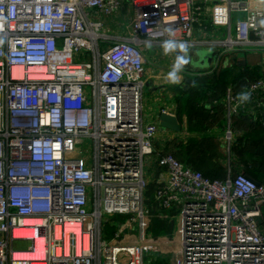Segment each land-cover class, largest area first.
Listing matches in <instances>:
<instances>
[{
  "label": "built area",
  "instance_id": "built-area-1",
  "mask_svg": "<svg viewBox=\"0 0 264 264\" xmlns=\"http://www.w3.org/2000/svg\"><path fill=\"white\" fill-rule=\"evenodd\" d=\"M199 12L196 0H0V264H264V184L160 153L159 126L143 119L145 47L204 44ZM210 22L227 29L210 43L219 61L264 52V7L221 0ZM255 73L222 100L229 154L237 119L264 121V59ZM152 157L166 181L146 179ZM156 215L175 224V246L156 250Z\"/></svg>",
  "mask_w": 264,
  "mask_h": 264
},
{
  "label": "crops",
  "instance_id": "crops-1",
  "mask_svg": "<svg viewBox=\"0 0 264 264\" xmlns=\"http://www.w3.org/2000/svg\"><path fill=\"white\" fill-rule=\"evenodd\" d=\"M196 1L197 6L200 8L198 14L200 23L196 25L194 38L196 42H203L204 44L198 45L195 49L187 50L189 63L183 66L182 71L179 73V83L172 84L167 80V75L175 63L176 56L183 55V53H179V50H177L165 55L160 45L147 47V52L149 53L146 54L150 58V63L147 61L146 65L154 64V66L146 69L144 75L145 86L150 95H143V119L144 122L157 123L159 126V133L154 142V147L157 151L162 154L174 155L182 163H187L208 178L225 180L229 176V171L235 175L238 168L241 167L239 157L233 151L234 146H232V152L229 154L228 144L224 139L225 131L228 129L226 109L223 106H217L216 108L211 105L209 106L211 114L209 116L206 113L208 109L204 111L196 107L197 99L192 96L190 89L193 88L191 86L197 83L198 80L210 78L216 69L231 66V61L234 58L239 61H245V66L249 72H255L256 67L263 58L262 56L247 55V52H238L244 53L245 58H238L234 56L235 54L224 55L219 61V53L222 47L210 45V43L223 41L226 37L227 29L212 26L210 18L212 7L221 0ZM232 1L245 4L252 10L264 7V0ZM132 13V9L127 5L123 12L117 16V29L123 31L125 36L131 23ZM244 16L243 13H234L232 14V22L234 23ZM203 53H210V59H205L203 62L201 58ZM227 58L229 59L228 63ZM200 63L202 64L198 66ZM157 65L159 67H156ZM203 68L205 71H199ZM220 104L223 105V101ZM162 112L178 118L182 125L181 132H172L160 126L159 116ZM217 119L219 120L218 124L216 123ZM233 128L242 130L243 124L238 123L236 120ZM238 141L239 139L235 145ZM150 161L151 158L147 161L149 162V168L154 166L155 163V161ZM152 169L153 179L149 178L154 181H149L150 183L154 184L159 179L166 181L168 176L165 172L157 170L155 166ZM262 224H264V213ZM147 233L152 242L157 245L156 250L158 245L169 244L170 246H175L178 242L175 224L162 215H156L152 218ZM155 264L162 263L155 262Z\"/></svg>",
  "mask_w": 264,
  "mask_h": 264
},
{
  "label": "trees",
  "instance_id": "trees-1",
  "mask_svg": "<svg viewBox=\"0 0 264 264\" xmlns=\"http://www.w3.org/2000/svg\"><path fill=\"white\" fill-rule=\"evenodd\" d=\"M256 77L255 72L247 71L246 66L240 65V61L236 58L231 61V66L216 69L210 78L198 80L191 86L193 88L190 89V92L197 99L196 107L204 111L208 109L206 113L210 116L209 106L213 105L216 108L223 106L220 103L230 86L242 87L248 80H253ZM239 121L243 124L244 135L234 145L233 151L239 157L243 173L253 181L264 184V124L250 123L249 125L248 121L244 119ZM239 121L238 123H240ZM153 191L154 187L151 186L149 196ZM119 220L124 221L125 217ZM262 227L264 230V224ZM114 231L115 228L106 227L107 235H111Z\"/></svg>",
  "mask_w": 264,
  "mask_h": 264
},
{
  "label": "clouds",
  "instance_id": "clouds-1",
  "mask_svg": "<svg viewBox=\"0 0 264 264\" xmlns=\"http://www.w3.org/2000/svg\"><path fill=\"white\" fill-rule=\"evenodd\" d=\"M162 48L165 55L177 50H179L180 53H183V55L176 56L175 63L173 64L172 69L167 75V80L169 82H171L172 84H177L180 82L179 73L182 71L183 66L189 63V59L187 57L188 45L182 42H177L175 39H168L164 41V43L162 44ZM238 98L241 101H247L250 99V94L242 93Z\"/></svg>",
  "mask_w": 264,
  "mask_h": 264
},
{
  "label": "rangeland",
  "instance_id": "rangeland-1",
  "mask_svg": "<svg viewBox=\"0 0 264 264\" xmlns=\"http://www.w3.org/2000/svg\"><path fill=\"white\" fill-rule=\"evenodd\" d=\"M131 19V18H130ZM148 46H152V45H147L146 47H145V50H144V54H145V57H146V60L150 63V58L147 56V54L146 53H149V52H147V47ZM262 50H264V49H262ZM146 51V52H145ZM224 51H223V49L221 48V51H220V53L222 54ZM180 53V52H179ZM252 53H248L247 55H251ZM261 54V56H262V58L264 59V52H261L260 53ZM245 54L244 53H237V54H235L234 56H236V57H238V58H245V56H244ZM261 58V59H262ZM236 59V58H235ZM229 62V59L227 58V63ZM152 66H154V64H150V65H146V67H145V69H148V68H151ZM156 67H159V65H157ZM199 71H205V69L203 68V69H200ZM143 94H144V96L147 94L148 96L150 95L149 94V91H148V89L146 88V86L144 87V92H143ZM143 96V97H144ZM221 114H222V112H221ZM248 119H246V121H247ZM218 119L216 120V123L218 124ZM237 121H239V119H237ZM240 122V121H239ZM145 123H147V122H145ZM241 123V122H240ZM250 123H252V121L250 122V121H248V124L250 125ZM263 124H264V121H263ZM242 130H243V128H242ZM244 131V130H243ZM89 144L90 143H88V148H89ZM151 161H156V159L154 158V157H152L151 158ZM150 161V162H151ZM148 164H149V162H147L146 163V167H145V169H144V172H145V177H146V179L148 180V181H150V182H153L154 180H151V178L153 179V169H152V167H154V166H151V168H149L148 167ZM149 177H151V178H149ZM16 247H17V249H25V247L26 246H24V245H22V244H17L16 245Z\"/></svg>",
  "mask_w": 264,
  "mask_h": 264
},
{
  "label": "water",
  "instance_id": "water-1",
  "mask_svg": "<svg viewBox=\"0 0 264 264\" xmlns=\"http://www.w3.org/2000/svg\"><path fill=\"white\" fill-rule=\"evenodd\" d=\"M210 53H203L201 55L202 61L205 59H210ZM235 60V59H233ZM202 63L198 64L200 66ZM240 65L245 66V61H240ZM191 83V82H190ZM160 126L163 129L172 131V132H181L182 125L180 124L178 118L176 116L169 115L165 112H162L159 116ZM256 184H259L256 182ZM259 224H261V220H258Z\"/></svg>",
  "mask_w": 264,
  "mask_h": 264
}]
</instances>
